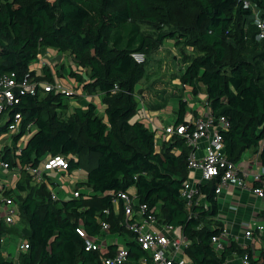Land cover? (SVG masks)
Returning <instances> with one entry per match:
<instances>
[{"label": "trees", "instance_id": "trees-1", "mask_svg": "<svg viewBox=\"0 0 264 264\" xmlns=\"http://www.w3.org/2000/svg\"><path fill=\"white\" fill-rule=\"evenodd\" d=\"M245 1L264 18V0H0V76L21 79L44 49H56L72 55L78 71L71 77L87 94L102 93L105 105L103 114L93 102L68 113L65 92L17 93L18 103L0 124V141L20 114L14 146H6L11 167H20L17 190L7 191L16 196L20 219L13 227L0 220V264H103L117 245L111 252L88 251L77 230L101 237L102 223L109 222L111 233L133 237L123 227V202L119 211L116 204L122 191L159 209L163 221L183 226L191 264H226L229 253H249L252 264H264V231L258 256L233 240L221 252L215 249L213 237L225 228L217 179L199 185L208 209L189 208L182 198L190 176L187 140L174 136L158 148L155 132L132 120L139 104L136 88L146 75V61L132 55L147 57L166 40L178 39L193 52L181 83L195 96L205 93L214 118L230 122L222 132L229 160L239 163L259 147L264 140V40ZM43 73L39 78L54 81L48 66ZM182 123H188L183 100L175 125ZM51 156L68 159L66 173H84L76 185L79 197L53 200L52 177L33 181L27 167H41ZM12 234L29 244L17 259L3 251L2 240ZM128 245L132 257L143 254L134 240Z\"/></svg>", "mask_w": 264, "mask_h": 264}, {"label": "built area", "instance_id": "built-area-1", "mask_svg": "<svg viewBox=\"0 0 264 264\" xmlns=\"http://www.w3.org/2000/svg\"><path fill=\"white\" fill-rule=\"evenodd\" d=\"M245 5L254 9L253 23L258 29L259 40H264V18L261 17V12L249 1H245ZM132 56L139 63L146 61L144 53H134ZM46 66L47 63L41 59L40 64L31 65L30 72L21 79H18L15 74L0 76V114L3 117H8L11 107L18 103V92L31 95H37L39 91L47 93L52 90L65 92L69 95L74 93L68 90L58 78H55L53 82L39 78L44 76L43 72ZM33 72L34 74H32ZM21 119L20 114L15 115L10 125L11 135L19 132ZM229 127L230 122L225 116L214 118L208 102L200 115L194 116L192 120H188V123L165 127L166 135L171 139L174 136L185 138L191 148L188 157L190 176L184 182L181 190V196L186 200L189 208L193 205L209 208L206 197L199 194L201 183L217 179L218 186L215 193L218 198L229 186L240 189L248 188L249 174L241 168L240 162L229 160L225 152L222 132L228 130ZM25 141L26 139L22 141V144ZM13 146L14 141L9 147L13 148ZM259 147L261 153L264 154V140L261 141ZM244 159L245 154L242 156V160ZM67 169L68 159L64 156H51L41 167H27V171L32 174L33 181L37 183L48 182L45 175L51 177V173L56 171L66 173ZM19 170L20 167H11V163L6 159V146L0 144V220L8 225H14L20 219V207L16 196L7 194V191L11 189L3 176L9 171ZM77 173L71 175L72 184H75L73 190L72 188L71 190L63 188L58 190L59 185L53 180L54 184L50 185L53 200L63 201L81 195L82 190H77L76 185L85 179V176ZM253 181L252 192L264 200V162L257 165ZM121 202H123V227L127 232L133 233V237L120 232L111 233L109 222L102 223L103 235L101 237L90 236L83 228H78L79 234L86 239V250H108L111 252V250L114 251L112 245H117L114 253L102 258L103 264H191L187 259L188 239L182 225H173L163 221L160 218L159 209H152L146 203H139L134 194L125 191L119 193L116 203L118 211ZM106 212L109 214L110 211ZM245 225V237L249 242L244 243L241 247L255 252V246L252 243L257 241L263 233L264 221L254 222L251 220ZM131 240H134L139 250L143 251L141 256L132 257L133 253L128 245ZM232 240L230 232L225 227L221 235L213 237V244L215 249L221 252ZM2 242L5 245V238ZM28 249L29 244L25 240L20 246V250L27 251ZM238 255L229 253L226 264L231 261L230 258ZM239 257L242 259V264H252L249 253L239 255Z\"/></svg>", "mask_w": 264, "mask_h": 264}, {"label": "crops", "instance_id": "crops-1", "mask_svg": "<svg viewBox=\"0 0 264 264\" xmlns=\"http://www.w3.org/2000/svg\"><path fill=\"white\" fill-rule=\"evenodd\" d=\"M62 54H66V53L59 52L58 50L52 48L44 49L39 54L37 60L32 65L37 66L38 64H40L41 59L43 61L45 60L47 64L49 61L55 60L54 62L55 68L50 67L49 64L47 65L50 68L51 72L52 70H54L55 72L60 74L61 77L63 76V74H67L68 76L62 78L61 80L62 83L63 84L66 83L67 85H72L76 88H79L78 92L76 93L74 92L73 94H70V98L67 99V103L69 104L70 107L68 113H71L74 107L78 105L86 106L90 102H93L98 106L99 113L103 114L105 105L102 102V99L104 95L100 92L93 95H89L86 92H84L82 85L76 83L74 78L71 77V71L73 70L78 71V64L72 60L73 62L72 64L75 63L74 66L76 65V68L71 69L72 65L70 63L69 67L63 69L61 63H65V60L63 59L64 57L62 56ZM178 83L181 86H183V91L185 92V94L181 96L180 93L179 95H174L170 93L171 95L169 99L165 97L163 98L158 95H154L152 94V92H149V90L142 91L140 95H138L140 89L143 88V85H138L136 88L137 101L139 104L133 120H139L145 122L146 125L152 131L155 132L158 148H160L165 142L170 141L171 137L166 135L165 127L175 124V121L178 118L179 105L182 100L187 102L188 120H192L194 116L198 117L202 112L203 108L206 106L207 95L205 93H200L199 95L195 96L189 86L183 85L181 83V80H178ZM78 96L80 99L77 98ZM5 137L0 141V144L3 146H9V145L11 146L13 143V139H11L12 141L3 144V142L5 141L6 138L9 137V135H7L6 138ZM260 150H261L260 147H258L256 149H253V154L248 155L245 153L246 159H244V162H247L248 165L246 166H248L250 170V172L248 173L249 174L248 188L240 189L234 186H229L224 191V193L219 197V205H220L219 217L224 222L225 227L230 232L231 238L235 242L240 244V246L246 242H249L246 240L245 237V231H246L245 223L251 220L254 222L264 221L263 219L264 200L258 198L251 190V187L254 184L253 175L256 172L257 165H261V163L264 162V158L262 157V153ZM241 168L245 172H247L245 167H241ZM60 172L59 171L52 172L50 176L56 177L57 174ZM77 172L79 173L80 171ZM16 173L18 175L16 174L17 179L15 183H17L18 179L20 178V172L16 171ZM74 173L71 174L68 173V175L70 176L69 179V183L71 184V185L69 184L70 187L75 186V184L73 185L72 184L73 182L71 181V175ZM63 174H65V172ZM9 176L10 175L8 174L7 176L4 175L3 178L5 181L8 182L10 189H14L16 191L17 190L16 184L14 185L10 182ZM62 188L68 190L65 187ZM252 244H254L255 246L256 256H258V254L260 253V249L262 248L261 240H259L258 238V240L253 242ZM18 256L19 255L17 253V256L15 258L17 259ZM8 259L10 258L8 257ZM230 259L231 261L227 264H242V259L239 257V255L236 257H232Z\"/></svg>", "mask_w": 264, "mask_h": 264}, {"label": "rangeland", "instance_id": "rangeland-1", "mask_svg": "<svg viewBox=\"0 0 264 264\" xmlns=\"http://www.w3.org/2000/svg\"><path fill=\"white\" fill-rule=\"evenodd\" d=\"M62 56L64 57L63 59L65 60V63H61L63 69L69 67L70 63L72 65L71 69L76 68V65L74 66L76 62L72 64L73 63L72 55L66 53V54H62ZM190 56H193L192 49L185 47L184 44H182V42H179L178 39L166 40L163 45L159 46L157 49H155L151 54H149L146 57V75L139 84V85H143V88L140 89L138 95H140V93L145 90H149V92H152V94L161 96L163 98L165 97L167 99L170 98L171 94L179 95L180 93L181 96L184 95L185 92L183 91V86H181L178 83V80H180V76L187 65L185 60ZM54 62L55 60L49 61L48 62L49 66L55 68ZM51 73L53 74L54 79L57 77L59 80H62V78L68 76L67 74H63V76L61 77V75L55 72L54 70H52ZM66 88L71 92H75V93L78 92L79 90V88L67 84H66ZM77 98L80 99L79 96ZM0 119H1L0 124L3 125L6 123L7 117L4 116L3 118L1 117ZM11 139H13V137L11 134H9V137L5 139L3 144L12 141ZM246 154L248 155L253 154V149L247 151ZM242 161L240 163V166L245 167V169L247 170L246 173H249L250 170L248 166H246L248 165L247 162H244V160ZM63 173L60 172L57 174L56 177H52L53 180L57 182V184L59 185L57 189L58 190L62 189V187H65L68 190H71V188L72 190L75 189L74 186L72 187L69 186L70 176L68 175V173L65 174ZM79 173L84 175L83 172H79ZM7 174L10 175L9 176L10 182L15 185L18 174L13 171L7 172L6 176ZM17 223L12 225L11 227L15 226ZM24 241L25 240L23 237L16 236L14 234L7 235L5 238V245L3 247L5 256L12 259L17 256V253L19 255L21 252L20 246L24 243Z\"/></svg>", "mask_w": 264, "mask_h": 264}]
</instances>
